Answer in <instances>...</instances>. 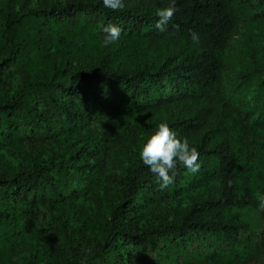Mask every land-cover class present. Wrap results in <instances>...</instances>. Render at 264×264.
Masks as SVG:
<instances>
[{"label":"trees","instance_id":"1","mask_svg":"<svg viewBox=\"0 0 264 264\" xmlns=\"http://www.w3.org/2000/svg\"><path fill=\"white\" fill-rule=\"evenodd\" d=\"M169 3L0 0V264H264V226L235 211L253 205L264 222V67L227 83L264 0H176L161 32L156 13ZM109 23L120 38L180 47L121 67L103 43ZM167 101L185 114L168 126L200 169L177 165L160 190L140 158L147 139L125 153L105 123ZM96 196L108 207L82 209Z\"/></svg>","mask_w":264,"mask_h":264},{"label":"rangeland","instance_id":"2","mask_svg":"<svg viewBox=\"0 0 264 264\" xmlns=\"http://www.w3.org/2000/svg\"><path fill=\"white\" fill-rule=\"evenodd\" d=\"M236 43V50L231 55V70L227 76V83L232 87L237 85V80L235 79L237 71L264 67V20L253 28L251 36L239 37ZM178 47H180V42L170 41L166 38H120L117 42L110 44L108 50L114 53L116 61L121 67L131 68L136 64L147 66L153 62L163 61L172 50ZM253 93H255L254 85H252L248 98H251V104L254 107L256 106L257 110H262L263 105L254 100ZM184 115L177 103L167 101L155 109L131 113L125 115L122 119H113L111 122L105 123V129L108 134L121 144L125 153H130L131 145H138L135 139H148L161 122L174 123L182 120ZM95 203H97L96 212L98 214L109 205L104 196H96L87 199L86 205L82 209H86L92 204L95 205ZM80 208L81 206L77 208V211L86 213ZM235 211L242 215L252 229H261L264 226L261 211L255 206L236 207ZM242 235H247V232H242Z\"/></svg>","mask_w":264,"mask_h":264},{"label":"clouds","instance_id":"3","mask_svg":"<svg viewBox=\"0 0 264 264\" xmlns=\"http://www.w3.org/2000/svg\"><path fill=\"white\" fill-rule=\"evenodd\" d=\"M104 7L113 11L125 8L124 0H102ZM179 9L176 0H170L167 7L157 10L158 20L155 27L163 32L166 26ZM122 29L112 23L103 28V43L108 46L120 39ZM190 39L199 43V34L195 31L190 33ZM143 164L157 177L160 190H164L174 182L177 165L187 168L196 173L200 169L198 163L199 152L189 144L187 139H179L176 133L167 123L161 122L157 130L146 140L140 151ZM261 208H264V195L258 197Z\"/></svg>","mask_w":264,"mask_h":264}]
</instances>
